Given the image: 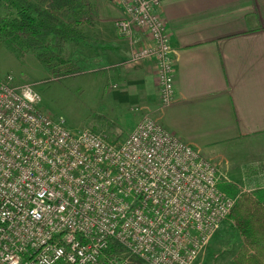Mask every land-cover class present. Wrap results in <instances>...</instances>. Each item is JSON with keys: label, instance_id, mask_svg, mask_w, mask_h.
I'll list each match as a JSON object with an SVG mask.
<instances>
[{"label": "built area", "instance_id": "built-area-1", "mask_svg": "<svg viewBox=\"0 0 264 264\" xmlns=\"http://www.w3.org/2000/svg\"><path fill=\"white\" fill-rule=\"evenodd\" d=\"M120 34L145 30L161 107L175 61L160 0H112ZM31 82L0 76V264H199L236 197L219 164L149 111L122 139L73 130L39 106ZM224 182V180H223Z\"/></svg>", "mask_w": 264, "mask_h": 264}, {"label": "crops", "instance_id": "crops-1", "mask_svg": "<svg viewBox=\"0 0 264 264\" xmlns=\"http://www.w3.org/2000/svg\"><path fill=\"white\" fill-rule=\"evenodd\" d=\"M160 1L175 61L174 100L159 104L154 57L131 58L135 48L151 42L148 33L120 34L115 21L124 8L118 4L114 16L102 18L105 0H94L97 11L81 42L107 68L96 79L101 94L110 108L122 107L124 118L134 124L154 111L207 156L216 151L230 158L250 155L243 167L264 179V0ZM104 19H111L110 26ZM259 185L264 182L248 190Z\"/></svg>", "mask_w": 264, "mask_h": 264}, {"label": "rangeland", "instance_id": "rangeland-1", "mask_svg": "<svg viewBox=\"0 0 264 264\" xmlns=\"http://www.w3.org/2000/svg\"><path fill=\"white\" fill-rule=\"evenodd\" d=\"M91 2L95 3L94 0ZM118 8L120 6L116 2L105 0L100 5V15L111 18ZM5 12L0 4V13ZM104 21L109 26L112 23L111 19ZM86 46L81 41L69 43L68 51L62 58L49 65L43 55L21 50L0 34V76L10 73L16 83H33L40 95V108L64 118L73 130L93 128L112 139L122 140L136 123L132 118H124L122 107L121 110L109 107V100L101 94L102 86L96 83L107 68L90 56L91 51ZM108 85L106 89H109ZM210 156L221 167V186L223 180H229L245 191L254 184L264 182L257 173L246 172L243 167L251 161L250 155L239 154L230 158L216 151ZM230 215L203 246L197 261L199 264H231L239 253L244 240Z\"/></svg>", "mask_w": 264, "mask_h": 264}, {"label": "trees", "instance_id": "trees-1", "mask_svg": "<svg viewBox=\"0 0 264 264\" xmlns=\"http://www.w3.org/2000/svg\"><path fill=\"white\" fill-rule=\"evenodd\" d=\"M0 34L21 50L43 55L47 64L59 61L71 42H80L96 4L91 0H1ZM222 187L236 197L230 219L243 237L231 264H264V186L242 191L225 180Z\"/></svg>", "mask_w": 264, "mask_h": 264}]
</instances>
